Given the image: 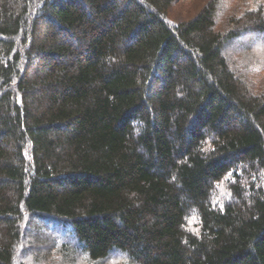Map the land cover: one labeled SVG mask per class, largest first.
Returning <instances> with one entry per match:
<instances>
[{"label":"trees","instance_id":"obj_1","mask_svg":"<svg viewBox=\"0 0 264 264\" xmlns=\"http://www.w3.org/2000/svg\"><path fill=\"white\" fill-rule=\"evenodd\" d=\"M0 264H264V0H0Z\"/></svg>","mask_w":264,"mask_h":264},{"label":"rangeland","instance_id":"obj_2","mask_svg":"<svg viewBox=\"0 0 264 264\" xmlns=\"http://www.w3.org/2000/svg\"><path fill=\"white\" fill-rule=\"evenodd\" d=\"M248 39H250V40H254L253 38H248ZM38 226L40 227V224H38ZM56 238H59V235L57 234V233H55V235H54Z\"/></svg>","mask_w":264,"mask_h":264}]
</instances>
